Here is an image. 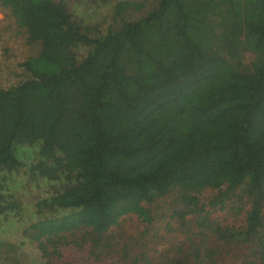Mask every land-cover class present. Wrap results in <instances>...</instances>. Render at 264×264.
Masks as SVG:
<instances>
[{"label": "trees", "instance_id": "trees-1", "mask_svg": "<svg viewBox=\"0 0 264 264\" xmlns=\"http://www.w3.org/2000/svg\"><path fill=\"white\" fill-rule=\"evenodd\" d=\"M5 1L57 71L0 90V264H64L85 239L98 259L162 203L200 230L166 264H264V0H157L116 28L130 0H91L113 14L92 28Z\"/></svg>", "mask_w": 264, "mask_h": 264}, {"label": "rangeland", "instance_id": "rangeland-1", "mask_svg": "<svg viewBox=\"0 0 264 264\" xmlns=\"http://www.w3.org/2000/svg\"><path fill=\"white\" fill-rule=\"evenodd\" d=\"M59 1L72 10L75 17L81 18L83 25L91 28L101 22L103 15H109L110 20L113 16L109 5H99L91 0ZM130 1L132 4L129 9L115 14L113 28L119 27L123 21H134L143 17L157 5V0ZM89 2H92V5ZM139 4L141 7L136 8ZM114 5L116 6V3ZM117 8L121 9L120 6ZM19 18L17 6L0 0V90H8L20 84L31 78L33 73L45 75L57 71L54 57L51 54L44 56L40 43L31 44L24 38V29L19 26ZM204 194L210 196L212 192ZM163 206L164 203L159 209L152 210L150 216H154V219L151 222H145L134 214L122 217L118 225L112 228L117 240L116 245H100L98 259L93 243L85 239L84 251L78 247L73 248L61 261L64 264H135L138 260L140 264H166V258L172 257L179 245L187 247L186 233L192 231L195 234L200 230L196 227L191 230L181 228L179 222L170 217V212L163 210ZM211 218L233 227L242 224L240 216H234L226 209L217 211ZM210 244L213 246V242ZM243 252L244 250H234L232 255L240 257ZM158 259L161 262H158ZM34 262L42 264V258H37Z\"/></svg>", "mask_w": 264, "mask_h": 264}]
</instances>
